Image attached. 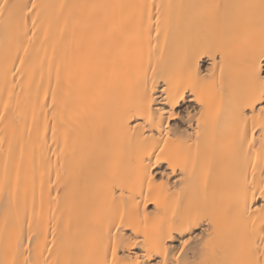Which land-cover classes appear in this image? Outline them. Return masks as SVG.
<instances>
[{"label":"bare ground","instance_id":"1","mask_svg":"<svg viewBox=\"0 0 264 264\" xmlns=\"http://www.w3.org/2000/svg\"><path fill=\"white\" fill-rule=\"evenodd\" d=\"M0 264H264V0H0Z\"/></svg>","mask_w":264,"mask_h":264}]
</instances>
